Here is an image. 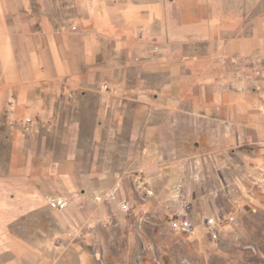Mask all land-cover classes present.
Segmentation results:
<instances>
[{
    "label": "crops",
    "instance_id": "1",
    "mask_svg": "<svg viewBox=\"0 0 264 264\" xmlns=\"http://www.w3.org/2000/svg\"><path fill=\"white\" fill-rule=\"evenodd\" d=\"M263 166L264 0H0V260L170 264Z\"/></svg>",
    "mask_w": 264,
    "mask_h": 264
},
{
    "label": "rangeland",
    "instance_id": "2",
    "mask_svg": "<svg viewBox=\"0 0 264 264\" xmlns=\"http://www.w3.org/2000/svg\"><path fill=\"white\" fill-rule=\"evenodd\" d=\"M258 173L248 176L250 188L253 189L249 192H252L254 196L252 206L245 208L240 214H235V221L225 223L220 228L218 239H213L207 231L204 235L209 240H204L203 244L198 247L195 245L196 250L190 245L180 246L177 244V239L172 238L170 250L173 254L168 258V263L264 264V191L253 188V181L258 177ZM237 200H235L234 206L236 204L247 205V203L239 204ZM177 217H173V219ZM184 218L188 219L186 216ZM170 235L172 237L189 234L180 233L171 226ZM179 251L183 256L181 259L176 258ZM8 262L10 261L0 260V264H7Z\"/></svg>",
    "mask_w": 264,
    "mask_h": 264
},
{
    "label": "built area",
    "instance_id": "3",
    "mask_svg": "<svg viewBox=\"0 0 264 264\" xmlns=\"http://www.w3.org/2000/svg\"><path fill=\"white\" fill-rule=\"evenodd\" d=\"M253 188L254 189L257 188L260 191H264V166L259 170L258 177L253 181ZM253 199H254L253 193L249 192L248 195L245 197V203H247V205L242 206L236 204L235 206L237 207V209L235 206H233V209L229 213L223 214L221 216L208 218L206 220V229L210 234V236L213 239H218L220 235V228L225 223H230L235 221L236 218L235 214L237 213L240 214L243 212L245 208H248L249 206L251 207L253 204ZM171 226L172 228L183 234H190L194 230L193 223L191 222V220L186 218H179V217L174 218L171 222Z\"/></svg>",
    "mask_w": 264,
    "mask_h": 264
}]
</instances>
